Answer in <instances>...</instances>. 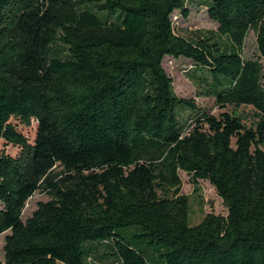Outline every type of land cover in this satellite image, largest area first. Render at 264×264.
<instances>
[{
	"label": "trees",
	"instance_id": "obj_1",
	"mask_svg": "<svg viewBox=\"0 0 264 264\" xmlns=\"http://www.w3.org/2000/svg\"><path fill=\"white\" fill-rule=\"evenodd\" d=\"M193 1L0 0V143L20 148L0 149V264H264V72L242 57L252 30L264 60V0L201 1L217 30L188 40L171 16ZM166 56L205 71L231 112L177 96ZM179 172L227 215L190 226Z\"/></svg>",
	"mask_w": 264,
	"mask_h": 264
},
{
	"label": "rangeland",
	"instance_id": "obj_2",
	"mask_svg": "<svg viewBox=\"0 0 264 264\" xmlns=\"http://www.w3.org/2000/svg\"><path fill=\"white\" fill-rule=\"evenodd\" d=\"M204 0H194L192 3H188L189 16L184 19L178 11H175L171 20L174 26V32L188 40L194 39L197 32L204 34L207 31L215 32L217 30V24L213 22L207 15V9L199 3ZM109 22H114L115 17L108 19ZM223 42L224 38H220ZM242 57L245 60H258L262 65L264 72V60L259 59L256 50L255 34L252 30L248 32L245 39ZM163 68L166 74L172 79L174 93L183 98L193 99L195 105L200 111H204L210 115L218 116L221 112H231L232 107L226 106L220 108L215 102V97L210 93L208 85L211 82L210 77L205 71H198L193 66L192 61L184 58H171L166 56L162 61ZM179 110V108H178ZM190 113L193 111L189 110ZM238 112L244 116V122L249 125L255 120V110L251 106H240ZM187 111H181L179 113L182 122L192 123L195 116L191 115ZM195 113V111H194ZM36 122L33 121L29 127L21 129V133L27 139L30 144H33L36 135ZM0 149L4 150L7 154L15 157L20 148L5 145L0 143ZM57 167L55 171H59ZM181 179L180 194L186 195L189 198V215L188 223L190 226L198 224L203 217L208 213H214L216 215H227V210L223 206L221 199L216 195L214 188L204 180L198 181V191H194L193 185L190 182L189 177L179 172ZM49 199L46 193L41 190L34 193V195L28 199L22 212V220L28 218L35 210L38 202H45ZM9 234V231L0 234V261L4 259V238ZM103 249H100V252ZM62 264V263H59ZM92 264H110V260L104 259L101 262Z\"/></svg>",
	"mask_w": 264,
	"mask_h": 264
}]
</instances>
